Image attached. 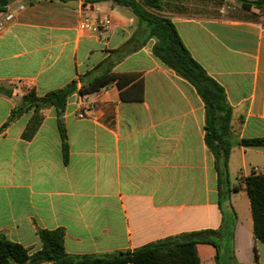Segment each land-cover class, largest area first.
<instances>
[{
  "label": "crops",
  "instance_id": "0c3cea01",
  "mask_svg": "<svg viewBox=\"0 0 264 264\" xmlns=\"http://www.w3.org/2000/svg\"><path fill=\"white\" fill-rule=\"evenodd\" d=\"M81 2L28 0L0 36V237L35 252L41 230L63 228L68 253L107 255L225 225L236 262L224 244L218 255L213 244L198 243L199 264H264L241 182L264 173V146L233 147L231 191H220L196 88L153 54L155 39L126 53L139 21L118 8L130 7L99 2L117 16L96 35L78 27ZM161 14L224 87L236 137L264 138V9L242 0H164ZM109 68L136 74L144 90L114 82L80 93ZM73 81L63 115L41 104L9 121L32 89L44 95ZM85 101L88 117L79 118Z\"/></svg>",
  "mask_w": 264,
  "mask_h": 264
},
{
  "label": "trees",
  "instance_id": "16d2710c",
  "mask_svg": "<svg viewBox=\"0 0 264 264\" xmlns=\"http://www.w3.org/2000/svg\"><path fill=\"white\" fill-rule=\"evenodd\" d=\"M13 0H0V10H5ZM70 1V0H61ZM101 2L108 0H87ZM115 4L130 7L139 17L136 33L122 46L126 53L135 51L150 39H155L153 54L178 75L188 80L197 90L205 104V141L215 155L220 191H231L229 161L233 147L264 146V138H244L239 140L232 130L233 107L228 101L224 87L214 79L204 66L192 55L182 40L174 22L161 14L164 0H109ZM245 8L253 6L264 9V0H242ZM102 62L98 68L103 66ZM136 74L102 71L79 89L82 95L97 92L116 82L120 88L128 84L141 87L144 84ZM76 82L64 88L38 95L31 90L22 97V103L13 109L9 121L24 111L41 104L52 105L58 115H63L69 96L74 92ZM0 90L2 87L0 86ZM8 121V122H9ZM64 147L67 148V135L62 121H59ZM7 125L5 123L4 127ZM246 185L254 219V234L264 243V173L252 172L241 179ZM41 249L31 252L21 243L0 237V264H199L198 243H211L218 249L229 253V261L236 262L233 254V228L221 227L218 230L183 232L150 242L133 250L120 251L107 255H72L66 251L65 230L63 228L40 231ZM219 258V257H218Z\"/></svg>",
  "mask_w": 264,
  "mask_h": 264
},
{
  "label": "built area",
  "instance_id": "2783aa9c",
  "mask_svg": "<svg viewBox=\"0 0 264 264\" xmlns=\"http://www.w3.org/2000/svg\"><path fill=\"white\" fill-rule=\"evenodd\" d=\"M27 1L13 0L5 10H0V36L4 33L7 25L14 20L16 14L26 8ZM79 13L78 27L81 32L103 35L109 31L112 25V16L102 9L99 2L82 0ZM261 19L264 20V16ZM89 110L88 101L83 102L78 117H88Z\"/></svg>",
  "mask_w": 264,
  "mask_h": 264
},
{
  "label": "rangeland",
  "instance_id": "374dc122",
  "mask_svg": "<svg viewBox=\"0 0 264 264\" xmlns=\"http://www.w3.org/2000/svg\"><path fill=\"white\" fill-rule=\"evenodd\" d=\"M75 3H76L75 1L70 2V4L73 5V6L75 5ZM104 5H107V4L104 3ZM118 9H119V12L120 11H127L129 13V16L133 17V19H136V20L140 21L139 17L132 11L131 8L122 7V8H118ZM115 16H117V15H115ZM115 16L113 18H115ZM113 18H112V21H113L112 25L114 24V19Z\"/></svg>",
  "mask_w": 264,
  "mask_h": 264
}]
</instances>
